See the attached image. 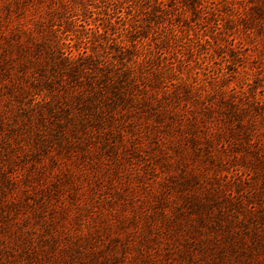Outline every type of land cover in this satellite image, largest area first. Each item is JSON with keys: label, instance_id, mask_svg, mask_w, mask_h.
I'll return each mask as SVG.
<instances>
[{"label": "rangeland", "instance_id": "374dc122", "mask_svg": "<svg viewBox=\"0 0 264 264\" xmlns=\"http://www.w3.org/2000/svg\"><path fill=\"white\" fill-rule=\"evenodd\" d=\"M0 19V264H264V0Z\"/></svg>", "mask_w": 264, "mask_h": 264}, {"label": "trees", "instance_id": "16d2710c", "mask_svg": "<svg viewBox=\"0 0 264 264\" xmlns=\"http://www.w3.org/2000/svg\"><path fill=\"white\" fill-rule=\"evenodd\" d=\"M171 2H176V0H171ZM261 8V7H260ZM260 8H256V11L259 13L261 10H260ZM263 8V7H262ZM0 22H1V19H0ZM1 37H2V33H0V45L2 44L1 43ZM0 56H1V54H0ZM126 74V73H125ZM106 78L108 79V76H106ZM111 87V86H110ZM112 89V88H111ZM113 93H114V95L115 96H117L118 97V100H120V101H129V99H127L126 100V97H123V98H121V97H119V92L118 91H116V89H114V91H112ZM125 99V100H124ZM237 111H239L237 108L236 109H234L232 112H233V114H236V112ZM233 116V115H232ZM242 130H243V128L242 127H240Z\"/></svg>", "mask_w": 264, "mask_h": 264}]
</instances>
